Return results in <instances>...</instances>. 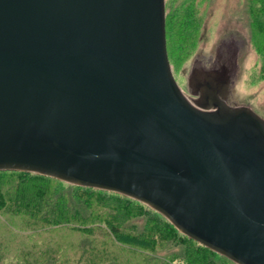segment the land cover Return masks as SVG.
Returning a JSON list of instances; mask_svg holds the SVG:
<instances>
[{
    "label": "water",
    "instance_id": "obj_1",
    "mask_svg": "<svg viewBox=\"0 0 264 264\" xmlns=\"http://www.w3.org/2000/svg\"><path fill=\"white\" fill-rule=\"evenodd\" d=\"M227 73L194 70L185 97L165 0H0V172L122 196L264 264V120L228 104Z\"/></svg>",
    "mask_w": 264,
    "mask_h": 264
},
{
    "label": "trees",
    "instance_id": "obj_2",
    "mask_svg": "<svg viewBox=\"0 0 264 264\" xmlns=\"http://www.w3.org/2000/svg\"><path fill=\"white\" fill-rule=\"evenodd\" d=\"M188 1L182 4L184 12L178 7L166 14V25L173 13V28L178 21L183 26L198 17L202 0ZM255 5L256 0L253 15ZM166 28L167 34L171 29ZM57 183L66 185L32 174L0 172V217L25 233L35 231L13 242L0 235V264H123L130 257L143 264H234L181 235L140 203L68 185L69 191L60 192ZM69 195L79 204L73 205ZM57 243L62 250L55 249ZM161 246L174 250L160 256ZM124 249L129 252H119Z\"/></svg>",
    "mask_w": 264,
    "mask_h": 264
},
{
    "label": "rangeland",
    "instance_id": "obj_3",
    "mask_svg": "<svg viewBox=\"0 0 264 264\" xmlns=\"http://www.w3.org/2000/svg\"><path fill=\"white\" fill-rule=\"evenodd\" d=\"M165 1L166 4L169 1L166 14L178 7L184 12V5L189 4L188 0ZM201 2L196 9L198 17L185 24L187 27L178 21L179 27L173 28L176 21L174 13L170 15V25L167 23L171 29L166 34L167 51L177 85L189 99V78L194 67L204 72L225 66L228 69V104L249 108L264 120V0H256L254 15L250 10L254 0ZM66 185L57 183L54 186L63 192L69 191ZM68 198L73 205L79 204L71 195ZM30 234L34 236L35 231L25 233L0 217V235L11 242L21 237L29 238ZM55 247L59 251L63 246L57 243ZM124 250L119 252H129ZM173 250L172 247L161 246L159 255L164 256ZM129 261L143 264L139 259L131 260V257L124 259L123 264Z\"/></svg>",
    "mask_w": 264,
    "mask_h": 264
},
{
    "label": "flooded vegetation",
    "instance_id": "obj_4",
    "mask_svg": "<svg viewBox=\"0 0 264 264\" xmlns=\"http://www.w3.org/2000/svg\"><path fill=\"white\" fill-rule=\"evenodd\" d=\"M197 64V63H196ZM196 67H194V69L192 70V72L194 71V70H196L195 69ZM191 96V95H190ZM196 98L195 97H193V96H191V97H189V100H195ZM231 106V105H230Z\"/></svg>",
    "mask_w": 264,
    "mask_h": 264
}]
</instances>
